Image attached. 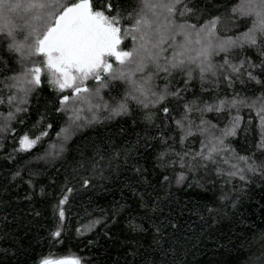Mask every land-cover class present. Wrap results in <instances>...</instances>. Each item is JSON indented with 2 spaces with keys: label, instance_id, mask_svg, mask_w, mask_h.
<instances>
[{
  "label": "snow or ice",
  "instance_id": "1",
  "mask_svg": "<svg viewBox=\"0 0 264 264\" xmlns=\"http://www.w3.org/2000/svg\"><path fill=\"white\" fill-rule=\"evenodd\" d=\"M226 12L230 20L245 18L250 26L246 25L247 30L239 34L222 37L218 25L224 17L216 15L201 22L205 12L194 5L193 0H136L131 11L123 8L120 0H116L115 6L113 0H0V57H7L0 59V70L13 72L0 80V105L9 109L0 132H12L10 124L15 114L26 111L24 106L32 93L46 82L61 94L56 111L67 116L68 126L61 128L58 137L64 133V138L68 139L70 130L82 126V120L99 122L98 112L101 110L110 114L108 118L130 115L132 104L143 110L145 124L159 127L154 124L153 109L163 104L160 111L174 121L180 134L179 143L183 144L188 137L197 134L205 136L206 141H201L198 152H177L174 147L176 137L166 136L163 131L159 137L142 138L146 147L152 140L159 141L157 167L167 168L179 163L182 169L193 173L213 165L218 177L228 178L225 184L235 177L250 184L248 173L264 178V159L256 163L255 153L241 157L225 144L229 137L237 135L244 122L241 109L247 108L249 116L255 113L259 135L255 148L264 156V0H239ZM249 50L259 59L253 60L247 54ZM221 53L224 54L221 61L215 62L214 57ZM13 65L18 71H14ZM194 74L198 75L202 90L206 92L214 91L221 81L226 88L232 89L237 83L258 85L261 92L248 97L234 91L231 98L216 95L211 102L204 100L202 105L198 102L200 98L185 100L182 107L178 105L170 110L164 102L169 97L183 100L182 94L195 78ZM176 76L183 79L185 88H171V81ZM159 79L165 81L162 89L156 83ZM89 81L95 87L89 88ZM114 82L123 85V89L105 101L101 93L104 89L111 91ZM205 83L209 87H204ZM85 108L91 113L90 117L82 115ZM170 111H179V118L169 116ZM194 112L198 113L199 123L192 118ZM213 112H227L231 116L227 125L218 130L219 135L213 131L217 125L204 119L207 113ZM3 116L0 113V117ZM42 121L43 117L37 123ZM248 124L251 125V119ZM46 127L51 129L52 124ZM47 134L44 130L35 136L23 134L18 138V151H30ZM132 151L134 149L124 152L125 164ZM228 152H232L245 167H240L239 163L230 164ZM120 156L119 151L113 152V159ZM173 156L179 160L172 159ZM218 158L229 164V170L218 167ZM133 168L141 175L145 171L135 164ZM168 180L169 177L164 175L163 181ZM186 181L187 187H203L185 172L176 178L178 186L185 185ZM90 183V179L81 180L83 187ZM65 191L71 193L73 189L66 188ZM66 203L68 195H64L56 206L59 221L65 219L61 206ZM240 206V198H234L231 191H225L222 186L215 199L199 203L189 212L201 222L198 225L201 237L210 239L215 226L229 219L225 208L238 215ZM152 210L154 214L157 211L163 214L159 203ZM182 217L183 209H180L178 216L169 213L163 218L156 216L150 222L154 243L160 245L161 250L167 251L160 238L165 234L175 237L186 229L181 223ZM129 227L141 233L148 231L142 224L130 223ZM62 229L61 223L55 225V230L50 232L52 243L60 242ZM254 243L260 244V255H248L247 264H257L258 261L264 264V232ZM33 264H81V261L39 254L33 258Z\"/></svg>",
  "mask_w": 264,
  "mask_h": 264
},
{
  "label": "trees",
  "instance_id": "2",
  "mask_svg": "<svg viewBox=\"0 0 264 264\" xmlns=\"http://www.w3.org/2000/svg\"><path fill=\"white\" fill-rule=\"evenodd\" d=\"M238 2L193 0V4L205 12L201 22L216 15L224 17L218 25L222 37L239 34L247 30L246 25L250 26L245 18H228L226 9ZM113 3L115 6L116 0ZM120 3L128 11L136 6V0H120ZM247 54L253 60L259 59L251 50ZM223 55L214 57V61L219 63ZM6 58V55L0 57ZM13 68L18 71L14 65ZM12 74L0 70V80ZM194 77L182 94L183 100L169 97L164 102L170 110L178 105L182 107L185 100L200 98L198 102L202 105L204 100L211 102L216 95L231 98L234 91L248 97L261 92L258 85L237 83L232 89L226 88L222 81L214 91L206 92L202 90L198 75L194 74ZM156 83L162 89L165 81L159 79ZM88 87L95 85L89 81ZM177 87L185 88L180 76L171 81V88ZM204 87L209 85L205 83ZM122 89L123 85L114 82L111 91L104 89L101 94L105 101H109L110 96H115ZM59 95L45 82L32 93L24 106L26 111L15 114L10 124L12 132H0V264H33V258L39 254H50L53 258L72 254L83 264H247L248 255L259 257L261 246L254 241L264 232V178L248 173L250 184H245L238 177L225 184L228 178L218 177L213 165L193 173L182 169L179 163L167 168L157 167L159 141L152 140L146 147L142 138L150 140L153 136L159 137L163 131L166 136L176 137L174 147L177 152H198L201 141H206L205 136L197 134L188 137L183 144L179 143L180 134L174 121L160 111L163 104L153 109L154 124L159 127L145 124L143 110L132 104L130 115L108 118L110 114L101 110L98 112L99 122L82 120V126L70 130L68 139L64 138V133L58 137L61 128L68 126L67 116L56 111ZM8 110L6 105H0V113L4 114L0 117V125L4 123ZM82 115L90 117L91 113L85 108ZM168 115L179 118L180 112L170 111ZM240 115L244 117L241 128L225 144L241 157L255 153V162L259 163L264 156L255 148L259 142L255 113L249 116V110L242 108ZM41 117L43 121L37 123ZM192 118L199 123L198 113L194 112ZM230 118L227 112L204 116L217 125L213 130L217 135ZM249 119L251 125L248 124ZM49 123L52 124L51 129L46 127ZM40 130L47 131V136L41 137L30 151H18L19 137L25 133L40 135ZM169 142L173 143L172 140ZM129 149L134 151L125 164L124 152ZM114 151L121 153L119 159H113ZM227 156L230 164L239 163L240 167H245L232 152ZM172 159L179 160L176 156ZM133 164L145 170L143 175L135 171ZM218 167L229 170V164L219 158ZM181 172L190 179L194 177L203 187H187L188 181L178 186L176 178ZM164 175L169 177L168 181H163ZM85 178L91 180L87 187L81 184ZM222 186L225 191H231L234 198H240L239 214L233 215L230 208H225L229 219L215 226L210 239L202 238L198 226L201 222L190 214L189 209L215 199ZM66 188L73 191L67 193ZM64 195H68V203L61 206L65 219L59 221L56 206ZM156 203L163 208V214L153 213ZM180 209H183L181 223L186 225V229L175 237L165 234L160 238L167 250L165 252L154 243L150 222L156 216L163 218L169 213L178 216ZM57 223L63 225L62 234L59 243H52L50 232L55 230ZM130 223L142 224L148 231L141 233L130 229Z\"/></svg>",
  "mask_w": 264,
  "mask_h": 264
},
{
  "label": "rangeland",
  "instance_id": "3",
  "mask_svg": "<svg viewBox=\"0 0 264 264\" xmlns=\"http://www.w3.org/2000/svg\"><path fill=\"white\" fill-rule=\"evenodd\" d=\"M60 258H66V259H79L78 257H76L75 255H68V256H64V257H60ZM57 258V259H60ZM80 260V259H79ZM81 261V260H80ZM81 264H83V262L81 261Z\"/></svg>",
  "mask_w": 264,
  "mask_h": 264
}]
</instances>
